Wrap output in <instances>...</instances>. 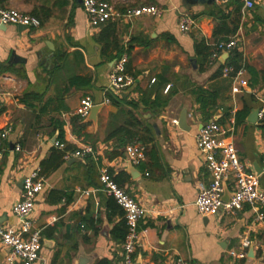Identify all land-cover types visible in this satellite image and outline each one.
I'll list each match as a JSON object with an SVG mask.
<instances>
[{"label": "crops", "instance_id": "obj_1", "mask_svg": "<svg viewBox=\"0 0 264 264\" xmlns=\"http://www.w3.org/2000/svg\"><path fill=\"white\" fill-rule=\"evenodd\" d=\"M238 1L242 20L234 36L237 50L243 62L262 70L264 38L259 41L258 35L264 34V0H253L255 6L250 11H244L242 1ZM111 3L119 10L141 5L164 10L159 18L116 22L125 49L130 43L128 53L124 54L126 65L129 63L137 74L141 88L163 76L169 80L166 86L174 85L177 89L170 92L167 106L152 121L158 128L154 142L157 160L146 157L135 166L138 173L131 174L125 153L111 157L116 143L105 141V137L108 118L117 109L102 102L106 97L107 74L116 60L108 62L102 58L101 47L94 39L100 28L93 30L89 26L81 0H9L4 8L32 15L35 8L43 7L52 11V17L36 30L20 31L18 26L0 24V64L15 72L0 75V92L5 94L0 112V225L17 224L12 206L21 199V180L38 170L43 190L35 199L31 219L34 228L41 231L42 249L35 264H78L79 260L88 264H121L124 215L101 188L98 177L104 167L116 184L145 209L138 222L145 232L136 247L135 264H174L177 258L189 264H264V220H258L255 209L245 205L234 216L203 218L194 207L199 191L211 180L195 139L202 126L211 121L226 132L225 138L234 143L248 170L259 176L260 188L264 190V121L247 122L251 111L259 109L260 99L264 98V83L233 94L235 76L217 75L224 65L220 62L223 54L203 72L198 71L194 40L204 39L212 45L215 22L208 13L213 6H188L184 0ZM233 8L230 6L228 11ZM183 13L196 17L195 28L187 34L178 30ZM12 53L24 62L9 63ZM74 76L90 79V86L65 92L68 80ZM239 79L248 83L250 74L244 70ZM196 88L216 94L209 120L200 111L193 92ZM132 90L133 87L126 97L138 99L139 95ZM166 93L157 92L161 98ZM27 94H38L41 99L22 102ZM86 96L103 108L97 125L88 123L82 131L89 137L84 139L73 130L79 120L74 112ZM183 111L187 113V131L171 123L179 121ZM244 111L245 119L236 125V114ZM7 129L10 131L1 138ZM59 134L63 135L64 144L72 147L69 152L90 144L96 156L64 159L54 171L42 175L41 165L52 157L53 140L57 142ZM16 146L20 151H16ZM86 190L89 195H81ZM243 239H248L250 245L244 250L246 257L238 259ZM6 254L0 244V264Z\"/></svg>", "mask_w": 264, "mask_h": 264}, {"label": "built area", "instance_id": "obj_2", "mask_svg": "<svg viewBox=\"0 0 264 264\" xmlns=\"http://www.w3.org/2000/svg\"><path fill=\"white\" fill-rule=\"evenodd\" d=\"M230 0H222V4ZM243 10L250 11L254 8L253 0H241ZM82 10L86 15L89 26L95 30L108 22L116 23L129 21L141 17L159 18L164 10L155 5H141L132 8L119 10L114 4L105 0H81ZM0 24L24 26L28 30L39 29L41 23L38 18L24 14L11 8H0ZM196 26L195 20L188 14L183 13L178 20V30L182 34L191 32ZM236 37L230 38L227 42H219L215 45V51L210 58V64L218 61L222 54L228 53L237 48ZM127 56H122L113 62L107 74L108 93L123 95L135 84L134 78L125 73ZM244 70L234 73L233 94H240L243 88L248 87L245 80L239 79ZM232 67H223L221 76L229 77L233 74ZM154 80L151 81V84ZM170 86H166L165 92ZM5 94L0 92V112L4 106ZM105 97L102 104H109ZM258 120L264 121V98L260 99ZM96 104L92 98L86 96L79 101L74 114L84 120L92 107ZM178 126L177 120L171 122ZM10 129L1 134L4 138ZM226 132L214 121L204 124L198 132L195 142L198 152L205 158L206 168L210 174L209 184L199 191L194 202V207L198 215L203 218L234 216L243 209L245 205L255 209L258 220H264V190L260 188L259 176L251 173L246 165L239 159L234 143L225 138ZM53 146L60 150L65 149L64 143L54 142ZM16 151L20 147L16 146ZM126 160L132 166H139L145 161V147L139 143L126 146L124 150ZM96 156V150L90 144H83L73 152H65L64 159L69 158H90ZM2 153L0 152V161ZM264 165V160H263ZM98 180L102 190L114 199L116 204L123 211L124 221L127 228L126 236L122 243L121 264H135L134 254L140 241L142 233L145 231L138 226L139 220L144 216L145 209L113 179V176L106 168L99 170ZM231 182V187L228 183ZM232 194L226 202L223 199L225 188ZM43 190V181L39 177L38 170L30 172L23 177V190L20 201L12 206V213L17 217L18 222L14 226L0 225V244L7 250L3 264H35L40 259L42 249L41 231L34 228L31 216L34 210L35 199ZM81 195L88 196L90 191H81ZM250 245L248 239L241 242L242 251L237 255L238 259L246 257L244 250ZM174 264H189L182 258H177Z\"/></svg>", "mask_w": 264, "mask_h": 264}, {"label": "trees", "instance_id": "obj_3", "mask_svg": "<svg viewBox=\"0 0 264 264\" xmlns=\"http://www.w3.org/2000/svg\"><path fill=\"white\" fill-rule=\"evenodd\" d=\"M9 0H0V8H4ZM111 3V0H105ZM216 3L211 7L208 15L213 18L215 25L212 33V45H210L204 39H195V53L198 56V71L203 72L210 63V58L215 51V45L219 42H227L230 38L234 37L241 26L242 13L241 4L238 0L228 2L227 4ZM234 8L228 11L229 7ZM124 10V9H121ZM32 16L39 19L40 23H44L52 17V11L43 7L35 8L32 11ZM196 18L193 16V19ZM99 33L94 38L96 43L100 45L101 56L108 62L118 60L122 55L128 53L130 43L127 45V49L122 44L117 31V24L108 22L101 25ZM133 41V40H132ZM195 65V64H194ZM223 67H232L233 74L239 70H246L250 74V81L248 86L251 88L256 87L260 83H264V69L256 70L253 66L243 62L241 53L236 49L232 50L229 54V58L224 65L220 66L217 75H221ZM7 65L0 64V75L4 73H15ZM125 73L134 78L135 84L133 86L134 92L139 97L138 99H130L123 95H114L113 93L107 94V99L110 104L117 109V113L110 115L107 123V131L105 141L113 140L116 143L113 156H121L124 153L126 146L139 143L145 147V157H149L150 160L156 158V152L154 147L155 136L158 128L152 121L155 120L160 112L167 106L171 97L170 92H177L174 85L170 86L166 96L161 98L157 92H163L166 85L169 83L167 78L159 76L155 78L153 84H149L145 89L141 88L140 83H136L137 74L131 70L129 63L125 67ZM16 75L20 77V74ZM90 79L74 76L70 78L67 85L64 88L65 92H68L72 88H87L90 86ZM197 98V102L200 105V111L205 120H209L212 117L210 110L214 107L216 102V94L209 89L196 88L193 90ZM41 96L38 94H27L21 101L28 103V100L39 101ZM247 115V112H239L236 114V125L242 122ZM228 115H225L227 117ZM88 123H83L79 118L74 123V133L79 138L87 139L88 135L82 133L85 130ZM57 142L65 143L63 135L59 134ZM72 147L65 145L64 150L58 148L53 149V155L49 161L42 163L43 169L42 175H47L49 172L54 171L63 161L65 152L70 151ZM145 164H142L145 167ZM59 201L62 198V194H59ZM116 203V202H115ZM118 206V205H117ZM119 207V206H118ZM120 208V207H119ZM264 212V209L262 210ZM123 212V211H122ZM124 237L127 233L125 221L123 220Z\"/></svg>", "mask_w": 264, "mask_h": 264}, {"label": "water", "instance_id": "obj_4", "mask_svg": "<svg viewBox=\"0 0 264 264\" xmlns=\"http://www.w3.org/2000/svg\"><path fill=\"white\" fill-rule=\"evenodd\" d=\"M184 2L188 6H214L216 3V0H184ZM25 29H26V27H24V26H18V30H20V31H23ZM228 57H229L228 53L223 54L222 58H220V62L222 64H224L226 62V60L228 59ZM11 62L20 63V62H24V60H22L21 58L16 56L15 53H12L11 57L9 59V63H11ZM136 83H139V80H136ZM123 95H124V97L128 96V92L124 93ZM102 108H103V105H96V106L92 107L88 116L84 119V123H92L94 125H97V117H98V114ZM258 111H259V109H254L251 111V113L249 114V116L247 118L248 123L256 124L258 122ZM186 119H187V113H186V111H183L180 118H179V121H178V127L183 131L188 130V127L186 125ZM54 141L55 140H53V143H54ZM76 161H78V160H76ZM128 169L130 170L129 172L131 174L133 172L138 173L136 171L135 167L132 166L130 163H128ZM21 185H23V179L21 180ZM231 195L232 194L230 193V191L226 187L225 193L223 196L224 201L227 202ZM78 264H88V261H80L79 260Z\"/></svg>", "mask_w": 264, "mask_h": 264}, {"label": "rangeland", "instance_id": "obj_5", "mask_svg": "<svg viewBox=\"0 0 264 264\" xmlns=\"http://www.w3.org/2000/svg\"><path fill=\"white\" fill-rule=\"evenodd\" d=\"M245 13H246V12H245ZM258 36H259V39H258L259 41H261V40L264 38V34H263V35H260V34H259ZM257 38H258V37H257Z\"/></svg>", "mask_w": 264, "mask_h": 264}]
</instances>
